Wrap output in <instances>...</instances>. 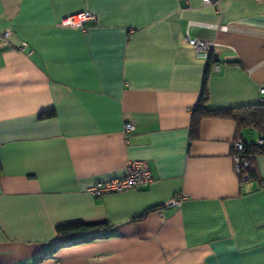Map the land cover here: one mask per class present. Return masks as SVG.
Wrapping results in <instances>:
<instances>
[{"label":"crops","instance_id":"obj_1","mask_svg":"<svg viewBox=\"0 0 264 264\" xmlns=\"http://www.w3.org/2000/svg\"><path fill=\"white\" fill-rule=\"evenodd\" d=\"M81 13L84 28L60 26ZM5 30L0 264H264V154L243 182L233 158L260 132L203 117L191 133L207 63L186 43H212L210 109L256 104L264 0H0ZM127 161L149 185L88 193ZM73 221L107 235L55 249L56 226Z\"/></svg>","mask_w":264,"mask_h":264},{"label":"trees","instance_id":"obj_2","mask_svg":"<svg viewBox=\"0 0 264 264\" xmlns=\"http://www.w3.org/2000/svg\"><path fill=\"white\" fill-rule=\"evenodd\" d=\"M206 68L202 77L201 91L198 101L191 112V133L196 131L198 121L203 117H223L230 118L236 122V125L241 128H255L260 132L261 142H240L241 150L233 151V154L239 158L240 161L246 162L247 166L243 167L238 178L241 182L242 177L247 179L257 178L256 170L253 166V159L258 154H264V101L257 102L253 105L240 106L235 108L225 109H210L207 106V90L206 83L208 78V71L213 64V59L209 56L206 60ZM53 112L41 113L40 118L51 117ZM243 175V176H242ZM101 227H108L106 224H87L80 221H73L66 224L56 226L55 244L54 248L65 247L83 241H88L93 238L107 235V232L100 231ZM111 229V228H110ZM109 230V229H108ZM111 231V230H110ZM101 232V233H100Z\"/></svg>","mask_w":264,"mask_h":264},{"label":"built area","instance_id":"obj_3","mask_svg":"<svg viewBox=\"0 0 264 264\" xmlns=\"http://www.w3.org/2000/svg\"><path fill=\"white\" fill-rule=\"evenodd\" d=\"M204 3H208L210 0H202ZM77 17V19L75 18ZM93 16L89 13H81L76 16H69L60 21V26H76L84 28V24L91 22ZM9 37V31L5 30L0 35V41L2 44H5L7 38ZM186 43L192 47L196 55L202 59L207 60L212 43L208 41L194 40L189 37H186ZM258 94L260 95L259 102L264 101V83L258 87ZM124 133H128L133 130L132 123H125L123 127ZM261 142V140H259ZM242 145L240 142H236L233 146L235 151L241 150ZM234 168L237 175L241 174L243 167H246L247 164L243 160L240 161L237 156H234ZM243 176V175H242ZM247 179L243 176L242 180ZM151 182V174L145 169L141 162L139 161H127L125 165V174L123 177L118 179H112L105 182H97L91 185L87 191L93 196H100L108 193H121L126 190H140L141 188L146 187ZM185 196L177 194L174 197L170 198L165 202V206L172 207L178 206Z\"/></svg>","mask_w":264,"mask_h":264},{"label":"rangeland","instance_id":"obj_4","mask_svg":"<svg viewBox=\"0 0 264 264\" xmlns=\"http://www.w3.org/2000/svg\"><path fill=\"white\" fill-rule=\"evenodd\" d=\"M254 134H256L254 131H253Z\"/></svg>","mask_w":264,"mask_h":264}]
</instances>
